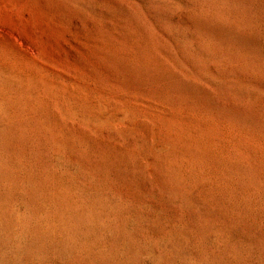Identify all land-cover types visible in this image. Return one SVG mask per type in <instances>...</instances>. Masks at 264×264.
Masks as SVG:
<instances>
[{
  "label": "rangeland",
  "instance_id": "rangeland-1",
  "mask_svg": "<svg viewBox=\"0 0 264 264\" xmlns=\"http://www.w3.org/2000/svg\"><path fill=\"white\" fill-rule=\"evenodd\" d=\"M0 118V264H264V0H0Z\"/></svg>",
  "mask_w": 264,
  "mask_h": 264
},
{
  "label": "bare ground",
  "instance_id": "bare-ground-1",
  "mask_svg": "<svg viewBox=\"0 0 264 264\" xmlns=\"http://www.w3.org/2000/svg\"><path fill=\"white\" fill-rule=\"evenodd\" d=\"M10 77H11V76H10ZM40 77H41V76H40ZM40 77H38V79H40ZM26 79H27V78H26ZM26 79H25V80H26ZM42 79H43V78H42ZM42 79H40V80H42ZM30 81L32 82V80H30ZM30 81H28V82H30ZM28 82H26V84H28ZM31 82L29 83L30 85H31ZM33 82H34V81H33ZM40 82H41V81H40ZM44 82H45V81H44ZM44 82L42 81V84H43ZM20 84H21V83H20ZM23 84H24V82H23ZM26 84H24V85L26 86ZM45 84H46V83H45ZM18 85H19V84H18ZM24 85H23V86H24ZM33 85H34V83H33ZM33 85H32V86H33ZM21 86H22V85H21ZM1 87H2V86H1ZM27 87H28V86H27ZM27 87H21V90H22V88H24V90H25ZM19 88H20V87H19ZM29 88H30V86H29ZM27 89H28V88H27ZM35 89H36V88L34 87V91H36ZM29 90H30V89H29ZM18 91H19V90H18ZM22 91H23V90H22ZM25 91H26V90H25ZM34 91L31 92V93L33 94ZM28 92H29V91H28ZM37 92H38V91H37ZM15 93H16V92H15ZM29 93H30V92H29ZM29 93H28V94H29ZM31 93H30V94H31ZM34 94H36V93H34ZM38 94H39V92H38ZM26 95H27V93H26ZM39 95H40V94H39ZM12 96H13V95H12ZM34 97H35V96H34ZM38 97H39V96H37L36 98L39 99ZM30 98H31V97H30ZM36 98H35V99H36ZM32 100H33V99H32ZM41 101H42V100H41ZM46 106H47V105H46ZM4 116H5V115H4ZM0 119H1V118H0ZM19 121H20V120H19ZM111 122H112V121H111ZM6 123H7V122H6ZM108 123H109V122H108ZM9 124H10V123H9ZM13 125H14V124H13ZM19 126H20V125H19ZM13 127H14V126H13ZM16 128H17V127H16ZM7 129H8V128H7ZM9 130H10V129H9ZM0 132H1V131H0ZM18 133H19V132H18ZM18 133H17V134H18ZM24 135H25V134H24ZM1 136H2V135H1ZM8 136H9V135H8ZM13 153H14V152H13ZM14 157H15V156H14ZM14 157H13V158H14ZM2 160H3V159H2ZM14 161H15V160H14ZM15 162H16V161H15ZM3 164H4V163H3ZM16 165H17V163H16ZM8 166H9V165H8ZM0 167H1V166H0ZM9 167H10V166H9ZM11 167H12V166H11ZM16 167H17V166H16ZM9 169H10V168H9ZM3 170H4V169H3ZM9 171H10V170H9ZM1 172H2V171H1ZM6 172H7V170H6ZM14 172H15V171H14ZM0 174H1V173H0ZM10 174H11V173H10ZM8 175H9V174H8ZM4 176H5V175H4ZM6 181H7V180H6ZM3 184H4V182H3ZM13 185H14V184H13ZM7 190H8V189H7ZM8 192H9V191H8Z\"/></svg>",
  "mask_w": 264,
  "mask_h": 264
}]
</instances>
